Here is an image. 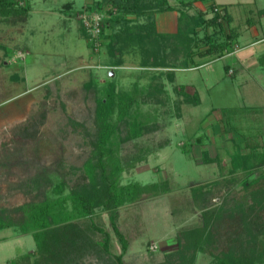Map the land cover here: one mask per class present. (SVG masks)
<instances>
[{
  "label": "rangeland",
  "instance_id": "rangeland-1",
  "mask_svg": "<svg viewBox=\"0 0 264 264\" xmlns=\"http://www.w3.org/2000/svg\"><path fill=\"white\" fill-rule=\"evenodd\" d=\"M91 1L28 0L26 13H0V214L17 222L30 203L41 198L43 189L54 198L81 179L91 147L77 123L93 130L97 98L113 82L115 94L134 98L122 118L118 106L110 118L116 132L112 140L118 145L113 160L123 167L119 181L160 184L157 192H143L117 209L118 228L128 241L124 264H168V260L210 264L213 255L227 251L228 233L247 244L248 232L254 230L245 226V217L264 225V199L259 192L264 188V163L259 162L264 152V114L258 110L263 108L264 113V80L245 84L232 77V70L224 75L225 62L219 59L234 54L232 39L223 55L198 56L195 62L203 60V68L188 58L182 64L185 50L175 47L173 37L164 47V64L141 63L137 46L120 38L113 40V52L109 39L95 50L80 19V11ZM69 2L70 17L59 14L57 9L66 10L64 4ZM169 2L179 28L185 29L187 22L191 28L200 17L195 0ZM190 45L195 52L203 42L195 37ZM192 94L199 98L197 105L185 101V95ZM249 104L256 110L244 109ZM132 116L143 128L123 139L128 130L123 121ZM137 157L143 158L134 161ZM234 157H245L246 165H259L234 167ZM44 172L51 184L36 187L31 180ZM61 178L66 187L59 191ZM197 186L209 191L210 209L223 210L217 232L222 238L215 236L203 251L183 244V232L203 222L204 209L199 207L203 204L193 197ZM89 220L109 233L111 253H121L109 213L97 208L91 217L79 219ZM256 237L264 243V233ZM96 239L101 240L102 234L97 232ZM34 249L31 235L18 226L0 230V264ZM171 252L173 257L168 256Z\"/></svg>",
  "mask_w": 264,
  "mask_h": 264
},
{
  "label": "trees",
  "instance_id": "trees-1",
  "mask_svg": "<svg viewBox=\"0 0 264 264\" xmlns=\"http://www.w3.org/2000/svg\"><path fill=\"white\" fill-rule=\"evenodd\" d=\"M22 3L23 7L20 6ZM212 6L213 16L210 19L203 20V15L199 13L200 17L196 18L191 28L189 27L190 22H187L185 29L178 27L176 34L167 36L165 33L156 31L154 17L159 12L173 10L169 0H92L85 4L80 12L87 10L90 13L101 15L98 20L99 32L96 38H91L84 24H82V31L84 34L87 33V38L92 39L91 44L97 41L99 47L104 39H109L111 52L114 50L112 44L115 39L120 38L122 43L126 41L132 43L137 46L142 55L141 63L148 65L166 63L164 47L169 44V38L173 37L171 42L176 45L175 47L178 49L182 47L185 50V60L182 64L185 65L188 58L190 63L197 65L193 57L223 55L226 50H229L227 49L229 42L235 35V31H230L223 39L220 38V41L218 37L216 38L217 31L207 33L204 30L207 26H213L219 29L220 34H223V24L229 20V15L222 7ZM215 7L218 10L215 11ZM28 9V0H0V13L18 14L19 11L26 13ZM129 15L134 16V19L128 17ZM141 17L144 18V23L135 22ZM198 24L199 27H203L201 37L197 36L195 30ZM106 29H108L107 33H105ZM195 37L203 42V47L194 52L190 42L195 40ZM121 48L122 45L117 47V50L121 51ZM175 51L176 49L173 50ZM225 68L227 70V67ZM114 87V83L110 82L108 91L97 98L93 130L87 128L84 123H77L82 127L83 134L87 137V142L91 147V156L84 164L85 174L81 179L72 186H68L66 194L54 198L48 196L46 189H43L41 198L31 202L26 212L24 211L25 216L17 222H12L11 219L0 214V230L16 225L21 232L30 234L34 240L35 249L31 253L27 252L11 259L9 264H83L87 261L97 264H124L123 254L128 247V241L118 228L117 209L125 203L136 200L143 192L150 190L157 192L160 184L140 185L133 182L123 185L119 181V172L123 167L118 161L113 160L118 145L116 147L112 140V136L116 137V132L110 118L116 106L120 108L119 115L122 118L125 108L134 101V98L131 95L126 97L122 96L123 94H115ZM185 96L186 102L198 104L199 98L196 94L189 95L190 97ZM130 118L123 121L128 128L123 139L132 138L133 134H138L143 128L141 121L133 116ZM142 158H134V161ZM244 158L234 157V167L242 164L245 166L243 169H247L256 168L259 165H246L248 162ZM262 159L260 163H264V152ZM205 161L209 162L206 159ZM129 166H133V162ZM64 180L61 178L57 184L59 191L66 187ZM31 182L36 187H40L48 182L51 184V179L44 172L34 177ZM192 191L194 199L203 204L199 206L204 209L201 212L203 222L201 226L183 232V244L185 248L192 247L194 250L203 251L205 245L215 242V236L219 240L222 238L217 232L223 220V210L208 207L206 200L209 197V191L203 190L202 186L194 187ZM259 192L262 193L264 199V188H260ZM255 193L256 191L253 194ZM97 208L109 213L111 227L121 245V253L116 255L111 253L110 236L103 227L92 220L79 221V219L91 217ZM254 221L248 222L247 217L243 221L248 229L253 227L254 230H249L248 235H251V238L248 237L249 239L245 240L247 244L235 234L228 233L227 251L213 255L210 264H264V243L256 240L258 234L264 233V225ZM97 232L102 234L101 240L96 239ZM178 253L179 251H176V254ZM174 255L175 253L171 252L168 256L173 257ZM192 259L193 257H190V262ZM168 264L175 263L168 260Z\"/></svg>",
  "mask_w": 264,
  "mask_h": 264
},
{
  "label": "crops",
  "instance_id": "crops-1",
  "mask_svg": "<svg viewBox=\"0 0 264 264\" xmlns=\"http://www.w3.org/2000/svg\"><path fill=\"white\" fill-rule=\"evenodd\" d=\"M69 3L70 5L68 3L64 4L66 10L61 11L57 9L59 14L63 13L70 17L69 15H71L72 11L70 9L73 4L72 2ZM194 4L200 6L198 12L203 14V20L210 19L213 16L212 5L222 7L229 15V20L226 24H223V34H220L219 29L213 26L204 28L207 33H211L213 30L217 31L216 38L218 37V39H222L230 31H235V35L231 37L233 41L232 47L235 49L233 51L234 54L221 56L219 59L225 62L223 64L224 75H227L229 70H232L234 72L232 77L238 76L239 81L245 84H252V82L259 83L261 79L264 80V0H195ZM173 13L175 12L163 11L155 14L154 22L156 30L159 33L172 34L174 30V33L176 32V29L171 30V26L174 25L175 28H178L179 18L178 15H173ZM241 13H243V16H241ZM238 15L240 18H238ZM195 30L197 36L201 37L203 27H199L198 24ZM193 58L195 61L200 59L198 56ZM202 61L196 67H205L202 66ZM225 67H227V70ZM256 108L250 104L244 107V109L251 110V112L256 110ZM258 110L261 114H264L263 108H258Z\"/></svg>",
  "mask_w": 264,
  "mask_h": 264
},
{
  "label": "built area",
  "instance_id": "built-area-1",
  "mask_svg": "<svg viewBox=\"0 0 264 264\" xmlns=\"http://www.w3.org/2000/svg\"><path fill=\"white\" fill-rule=\"evenodd\" d=\"M214 10H218L217 7L214 8ZM89 13V14H88ZM96 14L97 19H94L92 21L93 15ZM100 14L98 13H90L87 12V10H83L80 14V19L82 24L87 28L88 33L90 34L91 38H96L97 34L99 32L98 28V20L100 18ZM88 20H91L90 22ZM92 41V39H90ZM99 48V44L97 41H93V49L97 50Z\"/></svg>",
  "mask_w": 264,
  "mask_h": 264
}]
</instances>
